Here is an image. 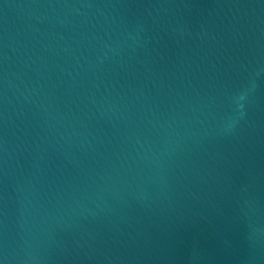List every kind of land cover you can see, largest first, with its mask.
Here are the masks:
<instances>
[{
  "label": "water",
  "instance_id": "1",
  "mask_svg": "<svg viewBox=\"0 0 264 264\" xmlns=\"http://www.w3.org/2000/svg\"><path fill=\"white\" fill-rule=\"evenodd\" d=\"M0 264H264V0H0Z\"/></svg>",
  "mask_w": 264,
  "mask_h": 264
}]
</instances>
